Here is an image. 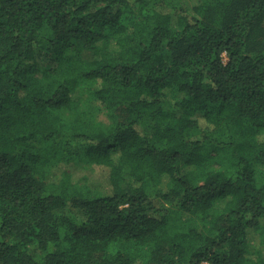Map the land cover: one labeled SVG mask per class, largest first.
I'll return each instance as SVG.
<instances>
[{"label":"trees","instance_id":"obj_1","mask_svg":"<svg viewBox=\"0 0 264 264\" xmlns=\"http://www.w3.org/2000/svg\"><path fill=\"white\" fill-rule=\"evenodd\" d=\"M0 264H264V0H0Z\"/></svg>","mask_w":264,"mask_h":264},{"label":"rangeland","instance_id":"obj_2","mask_svg":"<svg viewBox=\"0 0 264 264\" xmlns=\"http://www.w3.org/2000/svg\"><path fill=\"white\" fill-rule=\"evenodd\" d=\"M177 2H179V1H185V3H187V4H189V5H192V4H195V3H199V2H201L202 0H176ZM45 57H44V55L42 56V58H40V56H38V58H37V61H36V63L38 64V65H40V64H42V63H44L45 62Z\"/></svg>","mask_w":264,"mask_h":264}]
</instances>
